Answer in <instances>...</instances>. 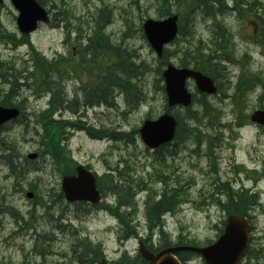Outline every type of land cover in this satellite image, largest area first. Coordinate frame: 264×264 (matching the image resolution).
I'll return each instance as SVG.
<instances>
[{
  "label": "rangeland",
  "instance_id": "obj_1",
  "mask_svg": "<svg viewBox=\"0 0 264 264\" xmlns=\"http://www.w3.org/2000/svg\"><path fill=\"white\" fill-rule=\"evenodd\" d=\"M223 1L229 8L233 4V0ZM235 1L239 7L242 4L241 8L246 9V4L252 0ZM43 2L50 11L51 22L41 25L29 36V42L40 54V58L49 63L54 62L59 55L74 58L80 47L87 44L86 39L93 35L95 29L102 28L104 41L121 51L133 75L127 92L115 88L110 103L108 100L92 103L90 108L83 105L85 95L81 90L99 83L103 73L111 67L114 71L110 72H120L119 64L114 66L115 61L103 55L96 63L79 64L77 68L80 71L76 79L62 81L64 89L62 88L61 96L65 92L67 101L77 99V111L80 112L72 115L68 110L62 109L61 113H56L51 119L63 122L79 118L82 129L65 127L62 130V138L65 140L61 142V146L66 145L67 157H61L58 164L50 156L49 148H43L44 144L40 139L45 127L39 124V115L48 107L49 95L33 91L31 80L26 81L28 86L22 84L23 77L26 76L23 62L27 61L28 64L26 73L34 70L29 47L15 48L11 42L0 39V63L6 66L4 70L0 68V72L15 71L20 73L18 79L22 77L9 94L10 84L3 82L11 78L0 76V98L6 94L7 100L11 104L20 105L24 112L15 124H9L7 130L0 132V264H81L70 261L74 255L73 244L81 238H88L92 245H99V250L109 264H127L134 260L138 255L139 237L153 249L160 248L165 242H192L197 245L213 242L222 230L226 215L221 205L228 200L226 195H218L216 186L225 182L235 193L256 194L258 197L257 205L249 207L247 211L252 229L250 251L244 264H264V127L247 122L249 114L257 109H264L263 87L245 93L243 96H247V100L241 104L236 100L235 86L238 78L245 74L242 72L239 75L241 70L238 67L222 59L230 55V60H241L243 66L264 81L262 25L254 20L260 27L258 33V29L253 28L254 22L247 21L250 20L249 16L242 20L237 13L223 10L208 17L201 12V8L188 10L176 1L164 7L157 0ZM256 3L260 9L249 10H263L261 18L264 20V0H256ZM62 8L70 12L72 31L69 38H66V30L61 22L56 20L53 26V15L59 14ZM168 13H175L180 17L183 32L175 42L166 47L167 56L158 59L143 35L142 25L145 20H159ZM16 16L17 12L9 0H3L0 7V31L18 39L20 35L15 24ZM104 19H107L106 26L97 28L103 25L98 24ZM96 20L98 24L95 23ZM218 22L229 33L228 43L231 45L226 44V39L221 51L216 52L217 57L211 62L215 66V80L221 93L205 99L197 94L193 82H187L189 90L197 98L191 107L192 112L201 111L204 101L212 112L198 124H194L185 118L184 110H174L185 119L188 126L195 127L196 130L190 133L187 127L182 128V140H177L173 146L159 154L149 151L141 142L138 129L145 119H155L166 109L162 70L167 64L179 67L187 61L193 63L192 52L207 55L213 51L214 42L218 43L213 39V32H219L214 24ZM78 36H82V39ZM197 47L202 52L196 51ZM225 52L227 55H224ZM88 60L87 56L86 61ZM11 64L14 67L12 70ZM231 100L235 101L234 104ZM235 116L246 122L244 126L231 128ZM88 127L110 129L118 135L114 134L113 138H92L85 132ZM8 142H12V155L19 157L16 169L11 171L1 158L4 149H8ZM197 146L199 150L196 149ZM29 153H37L38 158L28 161L26 156ZM162 154L169 156L164 167L158 165L162 162ZM61 164L63 171H70L73 165H82L99 178L106 173H112L113 177L120 173L122 180L129 183L128 187L133 192L132 200L138 205V209L134 212L132 207H118L117 197L111 193L101 202L109 205L111 215L106 211L92 210L95 207L87 204H69L63 198L48 199L49 194H60ZM160 168H167L164 175L170 183L168 187L174 188L181 195L178 207L163 219V233L157 229L150 232L148 211L144 209L148 196L154 193H158L155 197L162 196L163 177ZM26 192L33 193V197L27 199ZM209 196L214 198L210 199ZM217 199L223 204L220 205ZM9 207L20 216L12 217L8 213ZM114 209L124 213V219L126 215H130L132 220L123 221L120 225L113 214ZM34 233L44 241L36 239L35 242ZM70 233L77 235L73 237ZM34 247L46 249L49 253L39 256L33 251ZM185 262L203 264L197 256L187 257Z\"/></svg>",
  "mask_w": 264,
  "mask_h": 264
},
{
  "label": "trees",
  "instance_id": "obj_2",
  "mask_svg": "<svg viewBox=\"0 0 264 264\" xmlns=\"http://www.w3.org/2000/svg\"><path fill=\"white\" fill-rule=\"evenodd\" d=\"M159 4L164 7L168 5L172 1H176L177 3L181 4V6L186 7V9L189 10V8H201V12L204 13L208 17H213L216 12H221L223 11L226 6L223 3V0H157ZM236 4L234 0V9L237 10V12H247L250 11V8H255L256 11L258 10L259 5L256 3V0H252L251 2H248L246 4V10L242 9ZM222 6V7H221ZM204 11V12H203ZM258 15V12H254ZM63 18L58 19V22H62L64 25V28L67 29V33L69 30H71V23L69 21L70 18V13L69 11H65L64 9L60 10L59 13ZM59 16V15H55ZM106 21L107 19H104L102 22L98 24V21L96 20V24L102 25V26H97L98 27H105L106 26ZM105 23V24H104ZM214 27L218 29L219 32L215 31L213 32V38H216L217 36H220L221 42L218 41L214 42V47L213 51L209 52L207 55H198L195 52H192L191 60H193V63H187L192 65V68L194 70H199L213 79H216V72L214 70L215 66L211 65V62L217 57L216 52L221 51V46H224L222 43V39L225 38V32L226 30L219 24L215 23ZM182 33L183 31L180 30ZM5 39L7 42L11 43H16L19 42L15 39L13 35H8V34H3L0 31V39ZM2 39V40H3ZM105 38L103 37L102 34V28L95 29L94 33L92 36L88 37L87 44L84 47H80V50L78 52L77 58L73 59L71 57L69 58H62L58 57L54 62L49 63L48 61L40 58V54L34 49H31V62L33 65V71H29L26 73L27 66L23 68V71L26 73V76L23 77L24 83H22L24 86H28V83L26 81L31 80L33 82V91L35 92H45L49 93L51 95L49 102H48V109L39 115V124L45 127V130H42V134L40 136L41 141L43 142V148H49L50 150V156L53 158V160L59 163V159L61 157H67L65 154V148L61 146V142H63L62 138V130L65 128L63 125H69L71 127H77L79 128L78 124L76 122H61V121H55L52 120V114L61 111L64 109V99H62L61 93H62V86L61 81L64 78H68L71 74L75 73L77 74L80 70L78 65L79 64H91L92 62L96 63L97 59L100 57L107 56L115 61L113 64L114 66L119 64L120 72L116 73L115 72H110L114 71L113 67L110 68L109 71L104 72L102 75V79L99 83H97L95 86H88L90 87L89 89L84 87V95L86 97L87 103H95L98 104L102 101L106 102V100H110L113 91L115 88H120L123 90V92H127L128 88H130L129 83L131 82V78L133 75V71L130 70L128 67V64L126 61H124V58L121 54V51L117 48H114L113 46H110L106 41H104ZM227 46V45H226ZM198 52L199 51L198 47L195 49ZM224 55H227V52L224 53ZM89 58L88 61H86V58ZM167 56V52L164 53V57ZM230 56V55H229ZM229 56H225L224 59H229ZM163 57V58H164ZM78 60V62H76ZM188 64L186 65H181L184 67H187ZM26 65V64H25ZM0 68L4 70L6 66H2V63H0ZM14 67L10 66V70H12ZM113 69V70H112ZM39 70V71H38ZM136 71V69H135ZM243 74H245L243 77L238 78L237 84L235 86V95L237 96L236 100L241 102H246L247 96H243L245 93H248L250 90H254L256 86H262L263 87V96L262 99H264V81L261 80L258 76H255L253 73H249L247 69L242 70ZM20 74V73H19ZM18 73L15 71L12 73H7V72H0V76H9L11 78L10 80H7L3 83H9V94H11V91L13 88L19 84V80L22 78L20 77L18 79ZM245 80L243 81V79ZM242 82H245L243 84ZM2 84V83H1ZM22 86V85H21ZM240 90V93H238ZM8 96H3V98H0V104L4 106H11L10 102L7 100ZM88 99V100H87ZM235 102V101H234ZM110 103V101H109ZM77 106V105H76ZM76 106L71 108L70 105H68L66 108L73 114L77 113ZM20 107V106H19ZM201 111H191L187 110V113L185 114V118L194 123L198 124L203 118L207 116V114H210L212 111L210 110L209 106L205 101L203 102V105L201 107ZM22 110V108L20 107ZM23 112V110H22ZM178 130H177V140L180 141L182 140V136L180 131L182 128L187 127L188 132L192 133L194 132L195 127L188 126L185 123V119L181 116H178ZM51 119V120H50ZM238 121H241L240 124H243V120L241 118H238ZM246 121V120H245ZM89 134L96 139H100L102 137H110L113 138L114 136V131L113 130H94V129H89ZM99 133V134H98ZM100 135V136H99ZM118 135V134H115ZM12 144L8 145V148L10 150L13 149ZM14 150V149H13ZM3 159L5 161L8 160V163L13 169V164L12 161L9 159L11 155H2ZM64 161H62L63 163ZM61 168L63 167L62 164L60 165ZM68 172V171H66ZM215 172V171H214ZM119 178V179H118ZM126 180H122V177L120 173H117L116 177H113V175H104L103 177L98 179V187L103 195H106L107 193H111L117 197V206H127V207H134V201L132 200L133 192L129 189L128 185L129 183L125 182ZM216 184V181H214ZM169 186L168 183H165ZM139 186V185H138ZM170 192H168V189H165L162 192V197L160 200L157 202H153L152 204L148 205L147 204V210H148V223L150 224L151 228L154 227H161L160 226V217L163 213L165 212H172L175 211L176 207L178 206L179 199L181 195L179 194L178 191H176L172 187H168ZM176 189H179L176 187ZM216 190L219 191L220 193L224 194L227 196V203L221 205L219 200L217 199L216 201L222 206L223 210L228 213V214H239V215H245L246 211L248 209V206L256 204V199L255 196H246L243 193L237 194L234 191H232L228 186L224 185H217ZM166 193V194H164ZM57 198L61 199L62 198V193L58 195H53L49 194L48 199L51 198ZM214 196H210V199H213ZM183 200V199H182ZM150 211V213H149ZM114 216L119 218L120 220H124V213H121L114 209L113 212ZM127 217V216H126ZM33 251L40 255L44 256L47 251L46 249H37V247H34ZM42 251V252H41ZM39 252V253H38ZM84 253L81 251L79 256H82ZM87 257L90 255L89 253H86ZM179 258L183 261V257L179 256ZM127 264H144L143 261H141L139 258H137V261L131 263L128 262Z\"/></svg>",
  "mask_w": 264,
  "mask_h": 264
},
{
  "label": "water",
  "instance_id": "obj_3",
  "mask_svg": "<svg viewBox=\"0 0 264 264\" xmlns=\"http://www.w3.org/2000/svg\"><path fill=\"white\" fill-rule=\"evenodd\" d=\"M11 3L19 12L16 23L22 35H28L35 31L38 22H48L45 10L39 6L36 0H11ZM143 31L151 48L157 53L158 57H161L163 46L172 42L177 35V16H170L162 21L147 20L143 25ZM162 76L165 81L168 105L171 107L175 105L187 107L191 104V95L185 87L187 79L195 81L197 90L200 93H216L213 81L197 71L185 68L177 69L172 65H168ZM17 116L18 110L0 107V126ZM250 120L253 123L264 125V110L253 112ZM176 125V119L165 114L155 121L144 122L139 133L147 147L157 148L173 139ZM29 158H35V155H30ZM76 171L77 176L62 179V190L65 198L70 202L97 203L100 196L95 186L94 177L80 167ZM27 197L31 198L32 194H27ZM249 229L246 218L230 215L225 220L222 234L217 241L210 245L204 247H169L153 254L141 243L139 252L148 264H180L174 254L182 251L200 255L205 264H239L247 248ZM104 263L101 260L96 264Z\"/></svg>",
  "mask_w": 264,
  "mask_h": 264
},
{
  "label": "bare ground",
  "instance_id": "obj_4",
  "mask_svg": "<svg viewBox=\"0 0 264 264\" xmlns=\"http://www.w3.org/2000/svg\"><path fill=\"white\" fill-rule=\"evenodd\" d=\"M222 7V6H221ZM222 12V11H221ZM211 21V20H210ZM100 63V62H99ZM61 86V85H60ZM63 86V85H62ZM66 89V88H65ZM65 91V90H64ZM66 92H67V90H66ZM88 97V96H87ZM74 100V99H73ZM79 100V99H78ZM88 100V99H87ZM76 101H77V99H76ZM80 101H82V100H80ZM87 102V101H86ZM80 103V102H79ZM79 103H78V105H79ZM90 103V102H89ZM92 103V102H91ZM81 104H82V102H81ZM64 105V104H63ZM82 106V105H81ZM78 108V107H77ZM80 108V107H79ZM90 108V107H89ZM84 110V109H83ZM80 112V111H79ZM78 112V113H79ZM24 113V112H23ZM77 124V123H76ZM80 128V127H79ZM103 129V128H102ZM95 130V129H94ZM99 134V133H98ZM100 136V135H99ZM120 138V137H119ZM148 211V210H147ZM42 252V251H41ZM39 253V252H38Z\"/></svg>",
  "mask_w": 264,
  "mask_h": 264
}]
</instances>
